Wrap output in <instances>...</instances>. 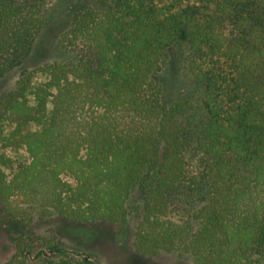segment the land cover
<instances>
[{
	"label": "trees",
	"instance_id": "trees-1",
	"mask_svg": "<svg viewBox=\"0 0 264 264\" xmlns=\"http://www.w3.org/2000/svg\"><path fill=\"white\" fill-rule=\"evenodd\" d=\"M48 1L0 0V218L119 225L137 193L140 257L264 264V0H64L65 57L27 69Z\"/></svg>",
	"mask_w": 264,
	"mask_h": 264
},
{
	"label": "rangeland",
	"instance_id": "rangeland-1",
	"mask_svg": "<svg viewBox=\"0 0 264 264\" xmlns=\"http://www.w3.org/2000/svg\"><path fill=\"white\" fill-rule=\"evenodd\" d=\"M65 8L64 0L48 1L46 20L26 60L27 69L65 57L59 47L67 25ZM164 69L165 85L171 97L177 93L184 75L178 50L169 51ZM15 79L14 72L3 76L0 96ZM5 152L14 164L28 160L22 148ZM140 205L138 194H132L127 200L126 221L119 225L73 224L51 212L44 219L36 218L33 227L27 230L0 218V264H47L48 260L61 259L72 264H193L187 254L161 252L157 257L143 258L134 252L132 233L140 219Z\"/></svg>",
	"mask_w": 264,
	"mask_h": 264
},
{
	"label": "flooded vegetation",
	"instance_id": "flooded-vegetation-1",
	"mask_svg": "<svg viewBox=\"0 0 264 264\" xmlns=\"http://www.w3.org/2000/svg\"><path fill=\"white\" fill-rule=\"evenodd\" d=\"M84 261H86V257L84 258Z\"/></svg>",
	"mask_w": 264,
	"mask_h": 264
}]
</instances>
